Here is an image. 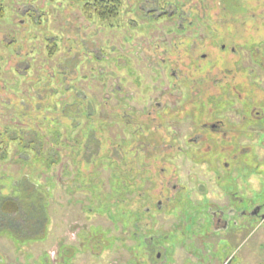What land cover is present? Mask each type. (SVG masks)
Returning a JSON list of instances; mask_svg holds the SVG:
<instances>
[{
	"label": "rangeland",
	"instance_id": "374dc122",
	"mask_svg": "<svg viewBox=\"0 0 264 264\" xmlns=\"http://www.w3.org/2000/svg\"><path fill=\"white\" fill-rule=\"evenodd\" d=\"M232 1L240 2L235 10L230 0H122L116 16L101 19L84 10L85 0H0V191L9 194L29 176L48 188L49 217L42 239L19 243L1 233L0 264H48L45 255L53 257L59 245L76 253L72 264H126L136 251L135 229L121 202L116 210L105 201L121 199L111 173L124 168L136 171L134 191L155 193L154 200L160 190L170 195L166 186L185 188L155 218L141 216L149 221L141 237L158 234L165 247L178 241L171 229L186 211L179 197L190 189L193 200L200 198L196 185L206 196L220 194L213 191L217 172L237 178L240 192L248 177L247 193L264 203V129L252 141L242 137L247 131L235 132L236 159L212 161L202 149L207 153L187 161L177 147L198 150L185 144L195 120L224 116L237 124L244 96L256 109L262 100L264 114V0ZM190 92L224 95L218 110H201L204 101L198 109L186 103ZM164 103L172 114L160 117L154 108ZM78 139L84 149L73 153L66 145L76 147ZM241 162L246 168L235 172ZM147 171L150 181L143 180ZM204 250L203 264H264V223L253 220L237 239Z\"/></svg>",
	"mask_w": 264,
	"mask_h": 264
},
{
	"label": "flooded vegetation",
	"instance_id": "af4514ba",
	"mask_svg": "<svg viewBox=\"0 0 264 264\" xmlns=\"http://www.w3.org/2000/svg\"><path fill=\"white\" fill-rule=\"evenodd\" d=\"M183 29L184 28L180 27L176 28L175 32L181 33ZM222 48H224V45H222ZM231 51H233L232 48ZM162 61L164 60L162 59ZM171 74L172 77L175 78V83L178 79V75L173 71ZM227 86L230 88V85L227 84ZM231 88H233V85ZM166 93L168 96L171 91L168 90ZM219 95H224V93L220 92L216 95L205 94V96L203 95V98H201L199 94L197 95L190 92L186 97V103H192V105L198 109V102L204 101L206 105L201 108V110H206L207 108L209 110H218L217 107L219 106L217 100L219 99ZM240 95L241 94H237L238 97H240ZM80 97L87 100L86 96ZM244 98L247 101V109L240 108V119L237 124L236 122L226 124V118L224 116H219L217 119H210L209 121H193L192 125H195V131L185 139V144H192L195 148L197 147L198 150H189L186 149L185 146L181 147V145H178L179 153L183 155L182 158L194 162L197 160L198 156L210 152L212 157H209V160L212 161H216L220 157L221 159L224 158L222 156H230V158L236 159V154L232 151V148L234 146L239 147L240 144L238 145L236 144L237 142L235 143L234 141L235 132L247 131L248 134H242V137L252 141L251 138L258 136L264 129V125L262 124V117L264 115L262 113V100L259 101L260 107L256 109L257 107H254V103H251L250 97L244 96ZM231 99L232 98H229L227 108H229L230 104H233ZM86 103L88 104V100ZM158 105L159 104L155 105L154 110H157L156 112H158L160 117H167L172 114L171 112L173 109L171 110L170 107H168V104L164 103L161 107ZM234 112H237V110H234ZM245 112L248 116L243 114ZM123 116L128 117L129 115L125 112L123 113ZM153 118L156 119V117ZM158 125L161 126V124ZM171 128L173 129V127ZM236 128L240 129L236 130ZM211 142H214L215 144ZM259 142L262 143V140H259ZM198 145L201 146L199 147ZM161 146L164 149H168L170 144L166 145L165 142L161 141ZM202 149L207 152L204 153ZM202 162H204V159ZM224 166H227V162ZM245 168V163L241 162L234 168L236 169L234 171L239 172V170L242 171ZM161 170L163 171L164 169L162 168ZM147 173L150 175H146L143 180L150 181L154 174L150 171H147ZM160 174L163 173L160 172ZM214 177L217 180L216 184H218L213 191H220V194L214 195V193H212V196L214 195L213 197L206 196L204 189L196 185V189L200 193H203L200 198L193 200L190 195V189H188L189 194H186L184 198L180 200L181 196L179 197V202H182L183 205L185 204V207L183 208L186 211L184 215H180V213L178 214V221H175V225L172 226L173 229H171V231L174 235H178V241L174 242L175 244H170L169 247H165L164 242L156 240L159 239L158 234L150 236L149 238L141 237L142 231L144 232L149 228V221L144 222V224L141 216L147 215L151 217L154 216L155 218L153 213L156 210L159 211L163 208L165 209L168 206V203L175 198L176 194L185 191V188H183L182 185H178L177 188L175 187L176 185H173V188L169 189L168 186L165 185V188L170 192V195H165L166 190L164 193L160 190L161 193L158 194L159 197L154 200V197L152 196L153 194L155 195V193L149 194L146 189L135 192L134 189L136 184H133L131 186L132 191L126 193L124 195L125 198L122 195L121 199L118 200L121 203L130 202L131 204L128 205V207L133 211V215H131V224L135 231L131 232V235L136 243L132 247L136 251H133L131 259H128L126 264H203V255H208L209 253L205 252L204 245L207 244L214 246L216 243H230L234 239H237V237L241 236L244 230L248 227L249 222L257 219L264 223V203H262V201L255 202L251 199L250 194L247 193V191L250 190L249 183L246 181L248 177H242L241 188L243 192L238 190V179L232 177L229 172L224 176H222V173L217 172L214 174ZM134 181L136 182V178L133 182ZM200 185L203 186L201 183ZM185 187L187 188V186ZM132 197L135 199L134 202L131 201ZM129 198L130 201L128 200ZM154 221L155 220L153 219L152 223H154ZM167 230L168 229L165 231ZM165 237L166 234H163L162 238L165 239ZM156 246L162 248V252L157 250L154 253ZM168 249H171V252H168ZM94 253L95 252L92 254ZM177 253H181L179 254V256L181 255L180 262L176 257L178 256ZM168 254H170V257L167 259ZM75 255L76 253H73L71 247L61 249V246L59 245L57 246L53 257H48L47 255H45V257L48 264H72V259ZM49 258H51V261ZM116 264H123V262Z\"/></svg>",
	"mask_w": 264,
	"mask_h": 264
},
{
	"label": "trees",
	"instance_id": "16d2710c",
	"mask_svg": "<svg viewBox=\"0 0 264 264\" xmlns=\"http://www.w3.org/2000/svg\"><path fill=\"white\" fill-rule=\"evenodd\" d=\"M220 2L223 3L222 1ZM220 2L218 1L217 4H220ZM237 3L238 5H240V2L230 0V8L232 10L237 9ZM121 4L122 0H85V2L83 3V8L85 11L94 12L99 18L103 19L116 16ZM243 4H241L240 9L245 10L242 6ZM244 7L246 6L244 5ZM0 16H2L1 7ZM54 132H57L56 138H59L58 131ZM83 136L84 134L79 133L80 138H83ZM82 140L83 139L77 140L78 145L76 147L74 145H66V147H69V149H71L73 153H75V149L82 150L81 147H84L82 146ZM96 143L98 142L96 141ZM86 155L87 152L82 155L84 157L83 159H85ZM109 158H111V156ZM54 162H56V160L49 161L48 163ZM112 162L114 163H112L111 165L114 164V166L118 167V162L114 160ZM135 172L136 171L132 168L126 170L124 168V170L120 172V175H117L115 172L111 173L112 178L115 179V182L111 188L112 192L119 189L122 191L121 196L123 195V197L125 198L124 195L132 191L131 186L134 183L133 180L135 179ZM127 182H129L130 184H128ZM12 188L13 189L9 194L2 193L0 191V234L5 232L11 238H13L15 242L19 243L42 239L45 236L48 224L47 221L49 218L46 208L47 195L45 194V191L48 190V188L44 187V189H42V184L33 182L27 175H24V177L17 179L14 182ZM112 198L113 197L108 198L106 196L105 201L110 202L112 204L111 206L116 207L119 204V201ZM128 200L130 201V198ZM122 204V211H128V219L131 220L133 211L128 206H126L127 202H123ZM109 207L110 205L105 206L106 210L109 211ZM116 210H118L117 207Z\"/></svg>",
	"mask_w": 264,
	"mask_h": 264
}]
</instances>
